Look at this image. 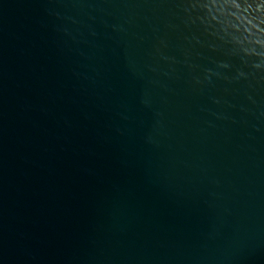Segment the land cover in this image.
<instances>
[{
    "label": "water",
    "instance_id": "water-1",
    "mask_svg": "<svg viewBox=\"0 0 264 264\" xmlns=\"http://www.w3.org/2000/svg\"><path fill=\"white\" fill-rule=\"evenodd\" d=\"M192 2L0 0V264H264V71Z\"/></svg>",
    "mask_w": 264,
    "mask_h": 264
},
{
    "label": "clouds",
    "instance_id": "clouds-1",
    "mask_svg": "<svg viewBox=\"0 0 264 264\" xmlns=\"http://www.w3.org/2000/svg\"><path fill=\"white\" fill-rule=\"evenodd\" d=\"M190 7L203 13L197 19L231 55L242 62L252 60L253 70L264 71V0H193ZM244 75L237 73L239 78Z\"/></svg>",
    "mask_w": 264,
    "mask_h": 264
}]
</instances>
